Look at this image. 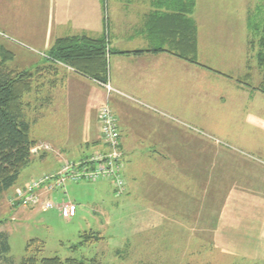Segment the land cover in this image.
I'll return each instance as SVG.
<instances>
[{"label":"crops","instance_id":"0c3cea01","mask_svg":"<svg viewBox=\"0 0 264 264\" xmlns=\"http://www.w3.org/2000/svg\"><path fill=\"white\" fill-rule=\"evenodd\" d=\"M171 1L0 0L1 39L15 56L21 53L23 58L15 68L41 70L35 88L25 97L32 126L40 124L45 115L53 114L54 133L64 134L52 141L61 155L67 148L91 145L99 148L102 146L99 112L103 105L109 104L119 124L126 165L134 168L125 169L124 193L137 194L140 180L137 168L142 165L147 169L215 166V159L197 158L200 152L207 156L212 151L207 147L220 149L204 139L206 132L213 135L212 139L216 136L241 143L240 135L249 131L242 130L245 124L261 127L264 132V100L239 79L248 75H241V65L235 73L230 65L213 66L207 62L199 29L195 59L200 64L173 50L170 21L179 18L187 4L181 0L174 7ZM74 35L106 36L107 81L116 91L108 90L103 81L48 57L58 38ZM235 121H241L240 128H234L238 126L233 124ZM194 150L200 152L192 161L188 153ZM136 151H141L139 158ZM243 164L246 166L247 161ZM149 176L157 182H170L172 191L187 194L228 189L246 196L261 190L257 183L263 182L259 175L238 174L233 169L230 174L207 170L177 175L163 170ZM178 181L182 186L174 184ZM219 183L223 185L215 186ZM218 210V214L223 211Z\"/></svg>","mask_w":264,"mask_h":264},{"label":"rangeland","instance_id":"374dc122","mask_svg":"<svg viewBox=\"0 0 264 264\" xmlns=\"http://www.w3.org/2000/svg\"><path fill=\"white\" fill-rule=\"evenodd\" d=\"M179 1L171 2L176 7ZM183 1L188 7L189 1ZM192 18L205 47L203 58L213 66L230 65L235 73L241 65V75H248L239 79L264 100V93L256 88L262 81L256 54L264 38V0H195ZM0 41L5 45L3 38ZM22 60L21 53H16L8 64L11 68L19 66ZM54 121L53 114L49 113L41 118L40 124H33L31 134L37 139L34 147L42 144L49 148L31 150L32 160L22 170L18 185L43 173L56 172L66 160H78L98 149L93 145L67 148L61 155L52 141L64 134L54 133ZM233 124L238 125L234 128H240L241 121ZM191 128L198 130V127ZM244 129L249 131L240 135L242 143L216 136L212 139L213 135L206 132L204 139L220 149L207 147L212 150L207 156L200 150L189 151L192 161L200 152L198 159H215V166H168L166 169L139 166L137 194L125 191L118 194L107 181L68 180L52 195L57 202L77 204V214L72 218L63 217L58 208L43 211L11 207L8 198L13 188L9 189L0 203V232L7 233L10 249L0 255V264H20L27 242L33 238L44 240L45 256L96 258L100 264H264V132L261 127L246 124ZM140 152L136 151L137 158ZM127 166L134 170L126 165L125 158L124 174ZM231 169L234 173L262 177L259 179L263 182L257 183L261 190L250 192L251 196L249 193L241 196L228 189L187 194L172 191L170 182H157L149 176L163 170L174 175L207 170L230 174ZM174 184L182 186L181 181ZM221 184L215 186L221 187ZM220 208L223 211L218 214ZM90 230L97 232L101 239L79 244L84 231Z\"/></svg>","mask_w":264,"mask_h":264},{"label":"trees","instance_id":"16d2710c","mask_svg":"<svg viewBox=\"0 0 264 264\" xmlns=\"http://www.w3.org/2000/svg\"><path fill=\"white\" fill-rule=\"evenodd\" d=\"M188 1V7L183 10L182 15H178L179 18L173 17L170 21L173 25L171 28L174 38L173 50L178 52L179 56L199 63L195 59L198 27L192 18L195 0ZM261 40L256 55L259 68L262 70V81L256 88L264 93V38ZM107 48L106 36L101 38L87 35L66 36L54 42L48 51V57L55 61H62L85 75L106 82ZM14 57V52L0 41V203L5 192L18 185L22 170L32 160L31 150L37 144V139L31 134L32 121L26 113L25 97L35 88L34 82L41 70L11 68L8 63ZM7 236V233L0 232V255L7 253L10 249ZM82 237L79 244L101 239V236L93 230L84 231ZM44 249V240L30 239L20 264H100L97 263L96 258L88 260L74 256H45Z\"/></svg>","mask_w":264,"mask_h":264},{"label":"built area","instance_id":"2783aa9c","mask_svg":"<svg viewBox=\"0 0 264 264\" xmlns=\"http://www.w3.org/2000/svg\"><path fill=\"white\" fill-rule=\"evenodd\" d=\"M108 90H115L109 81L102 82ZM116 91V90H115ZM102 146L78 160H66L56 172H46L30 179L24 184L16 185L9 195L11 207L40 208L43 211L58 208L65 218L76 216L78 206L72 201H55L52 193L72 181H107L118 194L126 190L127 179L124 174L125 152L121 148L120 128L117 117L109 104L101 107L99 112ZM49 148L38 145L32 150Z\"/></svg>","mask_w":264,"mask_h":264}]
</instances>
